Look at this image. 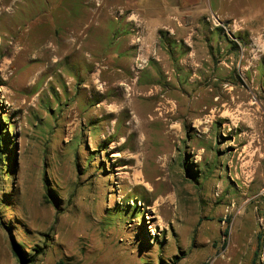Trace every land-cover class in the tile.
Segmentation results:
<instances>
[{
	"label": "rangeland",
	"instance_id": "1",
	"mask_svg": "<svg viewBox=\"0 0 264 264\" xmlns=\"http://www.w3.org/2000/svg\"><path fill=\"white\" fill-rule=\"evenodd\" d=\"M237 1L235 60L179 74L132 14L131 70L124 0H0V264H264V0Z\"/></svg>",
	"mask_w": 264,
	"mask_h": 264
},
{
	"label": "crops",
	"instance_id": "2",
	"mask_svg": "<svg viewBox=\"0 0 264 264\" xmlns=\"http://www.w3.org/2000/svg\"><path fill=\"white\" fill-rule=\"evenodd\" d=\"M123 4L131 13L117 21L121 26L117 25L114 34L125 38L124 49L119 51L124 54L125 61L128 64L131 62L134 51L129 27L124 28L132 24V14L151 39L150 46L158 41L160 60L171 58L177 68L182 70L179 74L199 66L213 69L232 63L230 40L222 28H212L207 18L214 16L223 21L247 20L236 13L240 5V1L236 0H124ZM238 33L242 35V32ZM145 50L149 52L150 48ZM233 58L235 60L236 57Z\"/></svg>",
	"mask_w": 264,
	"mask_h": 264
},
{
	"label": "built area",
	"instance_id": "3",
	"mask_svg": "<svg viewBox=\"0 0 264 264\" xmlns=\"http://www.w3.org/2000/svg\"><path fill=\"white\" fill-rule=\"evenodd\" d=\"M207 21L210 23L212 28H215V27L222 28L224 31H226L228 36H230V33H232V28L237 27L236 29H239L241 27L240 21L236 19H232L229 21H223L217 17L212 16L210 18H207ZM137 26H140L141 28V24H138ZM140 39H141V36H137L136 38H133V45L134 46L137 45V48H136L137 52L135 55V59L133 60L134 61L133 64L131 63V70L134 73H137L138 69L142 68L144 66L143 64H146L147 58H148L143 55L142 48H143L144 42L143 40H140Z\"/></svg>",
	"mask_w": 264,
	"mask_h": 264
},
{
	"label": "trees",
	"instance_id": "4",
	"mask_svg": "<svg viewBox=\"0 0 264 264\" xmlns=\"http://www.w3.org/2000/svg\"><path fill=\"white\" fill-rule=\"evenodd\" d=\"M2 121H1V118H0V147H1V144L3 142V136H2V130H1V127H2ZM0 156H1V151H0ZM40 253V250L39 249H35L34 250V254L30 255L28 258H24L21 254H18V260H19V263L21 264H31L33 263L35 257Z\"/></svg>",
	"mask_w": 264,
	"mask_h": 264
},
{
	"label": "bare ground",
	"instance_id": "5",
	"mask_svg": "<svg viewBox=\"0 0 264 264\" xmlns=\"http://www.w3.org/2000/svg\"><path fill=\"white\" fill-rule=\"evenodd\" d=\"M257 126V125H256ZM255 128V127H254Z\"/></svg>",
	"mask_w": 264,
	"mask_h": 264
}]
</instances>
